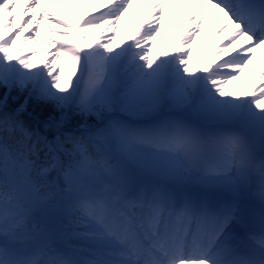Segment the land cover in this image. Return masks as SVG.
<instances>
[{
  "label": "snow or ice",
  "instance_id": "6c2138e0",
  "mask_svg": "<svg viewBox=\"0 0 264 264\" xmlns=\"http://www.w3.org/2000/svg\"><path fill=\"white\" fill-rule=\"evenodd\" d=\"M80 2L73 25L47 7L67 16L61 0H0V264H264V67L225 90L264 50V0ZM133 3L151 7L114 48ZM166 4L187 27L156 54ZM209 7L223 39L197 67ZM42 20L40 65L21 47ZM13 89L27 95L9 109ZM30 100L49 109L35 128Z\"/></svg>",
  "mask_w": 264,
  "mask_h": 264
},
{
  "label": "rangeland",
  "instance_id": "374dc122",
  "mask_svg": "<svg viewBox=\"0 0 264 264\" xmlns=\"http://www.w3.org/2000/svg\"><path fill=\"white\" fill-rule=\"evenodd\" d=\"M62 6L67 11V16H64L60 13V11L55 8L50 3L47 5L49 9L54 12L62 21H67L68 23L74 24L77 23L84 17L89 9L88 3L80 2V0H73L71 5L66 4L64 0H61ZM138 10H143L142 3H136ZM166 18L162 21L164 30L160 32V34L156 37L155 42L152 44V52L156 54H162L165 51H171L172 45L174 44L175 38L179 37L183 34L185 27L181 30V26L179 30H177V18L173 12H168L167 9L165 10ZM143 17L142 14H138L136 7L133 5L129 9V12L125 14L124 18L121 19L120 25L114 27L116 28V32L114 34V38L112 39L111 43L112 46L115 48L121 41H127L128 38L133 34L136 27L139 25L141 18ZM44 25L40 28V33H42L43 37H50L55 39L56 37L53 36L51 33L46 31L47 21H43ZM218 22V21H217ZM205 31L203 36L199 37L196 42L192 46L191 56L194 57L193 62L197 67H202L207 61L211 58L213 47L218 44L222 39L223 35L220 37H216L214 35V28L213 24H205ZM100 30L97 29L95 33H93L92 39H95L96 36L99 35ZM73 35V34H72ZM111 35V33L109 34ZM35 37H28L24 39L23 45L21 47L22 55H26L30 57V59L35 62L36 64L43 63V59H35V55L40 54V49L36 44ZM29 43V44H28ZM82 44L85 42L82 41ZM87 43H91V41H87ZM34 45V46H33ZM32 47V52L27 53V49ZM55 51V48L54 50ZM56 63L63 67L66 73H70L72 71L71 65L67 62L66 59L62 57H55ZM261 67H264V50H259L256 53V56L253 62L249 65L247 69L240 73L239 79L236 81H232L225 86L226 91H235L237 93L248 91L251 88L252 84V76L257 74ZM135 119V118H133Z\"/></svg>",
  "mask_w": 264,
  "mask_h": 264
},
{
  "label": "trees",
  "instance_id": "16d2710c",
  "mask_svg": "<svg viewBox=\"0 0 264 264\" xmlns=\"http://www.w3.org/2000/svg\"><path fill=\"white\" fill-rule=\"evenodd\" d=\"M7 90L0 89V96H2ZM27 93H20L17 90L13 89L9 93L8 98V106L9 109L22 104L26 97ZM49 115V109L46 107L38 106L35 101L30 100L26 105L25 109L20 113L19 119L25 124L26 127L35 128L37 126V119L43 121ZM77 118H73L71 120L70 126H75ZM89 126H94L96 123L95 117L88 118L87 121ZM42 126V125H41ZM52 175L54 176L55 173L53 172Z\"/></svg>",
  "mask_w": 264,
  "mask_h": 264
},
{
  "label": "bare ground",
  "instance_id": "6f19581e",
  "mask_svg": "<svg viewBox=\"0 0 264 264\" xmlns=\"http://www.w3.org/2000/svg\"><path fill=\"white\" fill-rule=\"evenodd\" d=\"M133 5L136 7V10H137V13L138 14H144V11H145V8L146 7H151V4H148V5H144L142 3V8L143 10H138L137 8V4L136 3H133ZM132 5V6H133ZM178 5L176 4H166L165 5V9L168 8L169 10H171L176 18H177V21L179 19H181L178 15ZM191 11V6H185V13H184V17H183V20L186 21V18H187V15H188V12ZM214 10H212L210 7L206 10V12L204 13V16H205V24H213L214 23ZM16 18L19 19V11H17V14H16ZM15 22V21H14ZM13 22V23H14ZM216 23L218 24V22L216 21ZM44 25V22L43 20L41 21V25H40V28H42V26ZM120 25V22L118 24H116V26H119ZM180 26H181V30H183V28L186 26L187 27V24L186 22H182L180 23ZM185 27V28H186ZM215 31V29H214ZM110 34V33H109ZM23 35H26V33H23ZM203 36V35H202ZM50 37H46L44 38L42 33H40V36L39 38H36L35 41H36V44L38 45L39 49H40V54L38 55H35V59H43V61L47 58L48 60H52L53 57L49 55V51H53L55 46L54 45H49L48 44V39ZM52 38V36H51ZM29 44V43H28ZM192 60H194V57H192ZM41 65V64H40Z\"/></svg>",
  "mask_w": 264,
  "mask_h": 264
}]
</instances>
